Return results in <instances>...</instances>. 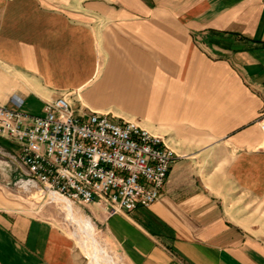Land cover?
Segmentation results:
<instances>
[{
    "label": "crops",
    "instance_id": "crops-1",
    "mask_svg": "<svg viewBox=\"0 0 264 264\" xmlns=\"http://www.w3.org/2000/svg\"><path fill=\"white\" fill-rule=\"evenodd\" d=\"M12 96L30 116L67 97L177 155L151 206H84L108 255L264 264V0H0V105ZM10 206L0 264H83L65 232Z\"/></svg>",
    "mask_w": 264,
    "mask_h": 264
},
{
    "label": "built area",
    "instance_id": "built-area-1",
    "mask_svg": "<svg viewBox=\"0 0 264 264\" xmlns=\"http://www.w3.org/2000/svg\"><path fill=\"white\" fill-rule=\"evenodd\" d=\"M258 125L264 139V115ZM0 141L17 147L0 148L14 166L15 187L97 205L108 217L155 203L177 159L161 137L107 114L76 115L64 96L46 102L39 116L10 97L0 105Z\"/></svg>",
    "mask_w": 264,
    "mask_h": 264
},
{
    "label": "rangeland",
    "instance_id": "rangeland-1",
    "mask_svg": "<svg viewBox=\"0 0 264 264\" xmlns=\"http://www.w3.org/2000/svg\"><path fill=\"white\" fill-rule=\"evenodd\" d=\"M0 148L11 153L12 150H15L17 147L9 142L1 141ZM3 150L0 151V201L11 205L9 209L52 223L72 239L76 251L82 258L83 264H100L92 257L90 252H93V247L90 246L89 249L87 248L84 237L79 238V234L77 237H74V232H79V229H77L75 223L69 222V217L67 220L66 212L61 201L54 202L50 197H42L37 190L24 192L13 185L15 181V176L13 174L14 166L9 162ZM72 205V215L75 218V222L81 221L84 229H91L93 236L95 235L98 242L103 246L94 223L91 220L90 223L88 219L89 217L85 207L77 203ZM82 236H84V234ZM106 251L114 258L117 264H127L122 257L113 254L109 249H106ZM109 259L111 258L109 257ZM111 262L114 264L112 259Z\"/></svg>",
    "mask_w": 264,
    "mask_h": 264
},
{
    "label": "bare ground",
    "instance_id": "bare-ground-1",
    "mask_svg": "<svg viewBox=\"0 0 264 264\" xmlns=\"http://www.w3.org/2000/svg\"><path fill=\"white\" fill-rule=\"evenodd\" d=\"M51 199L54 202H59V201L62 202V204H63L62 206H63V208H64V210L66 212L67 220H68V217H69V222H71L73 224L75 223V226L77 227V229H79V232H76V231L74 232V237H77L78 234H79V238L84 237V239L86 240L85 243H86V246H87L88 249L90 248V246L93 247V249H92L93 252H90V253H91L92 257L94 258V260L96 262L100 263V264H112L111 259L113 261L114 260L113 257H111L106 252H104L102 249H100V247H99L100 245L99 244H98L99 246H97V243L95 242L94 236L92 234V230L91 229L90 230L84 229L83 226H82V222L81 221L75 222V218L72 215V209H73L72 203L69 202V201H66L64 199L58 198L56 196H52V195H51ZM78 224H80V225H78ZM82 233L84 234V236H82L83 235ZM108 256L111 259H109ZM114 261H113V263H114Z\"/></svg>",
    "mask_w": 264,
    "mask_h": 264
},
{
    "label": "trees",
    "instance_id": "trees-1",
    "mask_svg": "<svg viewBox=\"0 0 264 264\" xmlns=\"http://www.w3.org/2000/svg\"><path fill=\"white\" fill-rule=\"evenodd\" d=\"M0 144H1V141H0Z\"/></svg>",
    "mask_w": 264,
    "mask_h": 264
}]
</instances>
